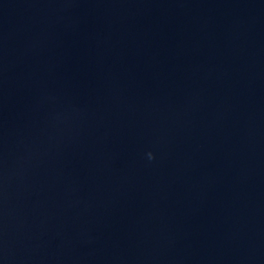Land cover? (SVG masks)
Here are the masks:
<instances>
[{"label":"water","instance_id":"95a60500","mask_svg":"<svg viewBox=\"0 0 264 264\" xmlns=\"http://www.w3.org/2000/svg\"><path fill=\"white\" fill-rule=\"evenodd\" d=\"M0 264H264V0H0Z\"/></svg>","mask_w":264,"mask_h":264},{"label":"clouds","instance_id":"9594fccd","mask_svg":"<svg viewBox=\"0 0 264 264\" xmlns=\"http://www.w3.org/2000/svg\"><path fill=\"white\" fill-rule=\"evenodd\" d=\"M152 158V156H151V154H149V159H151Z\"/></svg>","mask_w":264,"mask_h":264}]
</instances>
